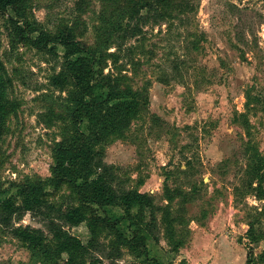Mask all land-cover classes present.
<instances>
[{
	"label": "rangeland",
	"instance_id": "obj_1",
	"mask_svg": "<svg viewBox=\"0 0 264 264\" xmlns=\"http://www.w3.org/2000/svg\"><path fill=\"white\" fill-rule=\"evenodd\" d=\"M21 5L20 13L9 8L0 19V73L8 99L17 105L0 119V188L15 194L13 182L50 176L53 146L64 135L62 124L48 127L39 122L40 113L49 109L64 111L66 92L50 85L59 62L17 35V24L35 16L52 33L72 27L77 39L90 47L109 44L106 51L120 57L116 63L105 60V73L127 75L134 88L151 82L148 111L132 122L127 138H113L106 147V161L118 168L124 184L165 204L168 171H173L169 186L180 185L185 177L179 167L186 168V158L193 160L194 179L203 184L198 199L187 207L189 242L172 252L160 236L159 242L149 241L152 256L176 264H246L252 245L253 264H264V239L251 244L245 218V202L261 208L264 201L254 196L237 201L235 193L246 177V147L264 154V111H248L249 130L241 122V113L248 110V89L264 91V1L198 0L187 24H149L143 35L125 40L122 49L108 31L119 19L124 0L113 5L102 0H23ZM130 46L135 64L126 55ZM152 115L159 118L157 123ZM183 186L190 188L188 183ZM21 224L45 229L30 214ZM72 231L88 239L85 225ZM196 232L204 234L202 241L194 242ZM194 244L190 257L187 252ZM123 260L134 257L125 250ZM0 264L48 263L0 228Z\"/></svg>",
	"mask_w": 264,
	"mask_h": 264
},
{
	"label": "trees",
	"instance_id": "obj_2",
	"mask_svg": "<svg viewBox=\"0 0 264 264\" xmlns=\"http://www.w3.org/2000/svg\"><path fill=\"white\" fill-rule=\"evenodd\" d=\"M102 1L112 5L117 2ZM21 2L0 0V19L9 8L20 13ZM124 2L119 19L111 22L107 30L109 36H116L114 42H118L120 49L125 40L143 35L144 27L149 24H173L176 20L187 24L198 5V0ZM17 25L21 42L54 55L59 62V68L50 77V85L66 92L64 111L49 109L40 113L39 122L48 127L62 124L64 135L53 146L54 165L50 176L13 182L12 186L17 188L15 194L9 195L0 188V228L48 264L59 260L65 264H106L105 259L107 264H176L152 256L149 241L159 242L163 237L172 252L189 242L192 232L187 207L198 199L203 184L194 179L197 170L193 160L184 157L186 168L178 170L185 181L180 185L169 186L167 181L173 171H168L164 183L165 204L157 203L155 195L141 192L138 187H128L120 180L118 168L106 161L108 143L113 138H127L132 122L148 111L151 82L134 88L127 75L105 73V60L113 58L116 63L120 55L108 53L109 44L90 47L77 39L72 27L52 33L35 16ZM126 55L136 63L132 46L126 47ZM246 98L248 110L241 113V122L249 130L248 111H264V91L251 87ZM16 107L7 97L0 73V119H5ZM152 118L155 123L159 120L156 115ZM244 155L246 177L243 185L236 187V200L254 196L264 201V154L249 145ZM187 183L189 189L183 186ZM245 205L247 237L251 244L258 245L264 239V207L249 206L248 202ZM27 214L37 218L45 229L21 224ZM80 225L88 230L86 241L72 231ZM253 247L249 246L246 264L255 261ZM125 250L134 260H123Z\"/></svg>",
	"mask_w": 264,
	"mask_h": 264
},
{
	"label": "crops",
	"instance_id": "obj_3",
	"mask_svg": "<svg viewBox=\"0 0 264 264\" xmlns=\"http://www.w3.org/2000/svg\"><path fill=\"white\" fill-rule=\"evenodd\" d=\"M192 234V233H191ZM202 235H204V234H202V233H200V232H196L195 234H194V236H195V239H194V242H196L197 240H199V241H202V239L201 238H199L200 236H202ZM194 247L195 248H197L196 247V244H194L193 246H192V249H190V251L188 250V256H192L193 254V251H194ZM196 260H198V259H196ZM246 263H247V259H246Z\"/></svg>",
	"mask_w": 264,
	"mask_h": 264
}]
</instances>
